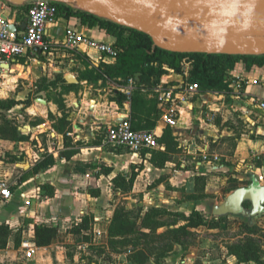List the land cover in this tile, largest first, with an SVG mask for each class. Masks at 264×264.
Segmentation results:
<instances>
[{"label": "crops", "instance_id": "obj_1", "mask_svg": "<svg viewBox=\"0 0 264 264\" xmlns=\"http://www.w3.org/2000/svg\"><path fill=\"white\" fill-rule=\"evenodd\" d=\"M27 6V3L13 6L5 0H0V13L7 16L12 25L17 27V31H20ZM67 29H74L96 42L111 45L115 43V39L105 31L97 27L89 28L77 17H58L56 22L48 27L47 35L53 41L62 42ZM78 50L76 53L59 51L53 57H22L7 64H0V92L3 96L8 95L11 90L16 92L18 78H21L22 73L29 74L31 71L34 74L30 81V87L33 89L18 92L14 98L5 96L0 99H30L28 107L20 105L10 111H1L3 117L13 121L18 135L17 139L13 140L0 138V147H3L0 152L12 155V163L0 164V181L10 186L13 194L11 201L0 205V225L6 224L12 231L21 229L22 241L19 250L14 248L12 242H9L4 250H0V264H101L102 259L105 264H135L130 257L131 253L111 252L107 247V229L117 207L116 197L128 201L126 209L142 208L146 211L149 208H164L186 216L191 212L190 206L200 211L198 204L201 202L205 209L215 205L211 202V194L220 191L222 179L205 175L202 168L204 164L200 162L196 163L199 166L196 173L190 171L187 169L189 161L182 158L181 151L184 150L186 154L193 156L196 148L195 143L186 148V145L181 143V140L186 138L180 137L183 134L178 132L186 128L188 111L184 108L189 100L181 110L177 126L171 128L180 142V153L170 154L163 169L155 168L150 163V153L134 156L127 149L112 147L105 141V130L108 126L130 117V103L126 93L130 92V98L135 90V83L131 86L129 79L127 83L120 78L112 79L111 85H114L115 92L109 96V91L104 88L108 79L96 82L80 80L84 71L97 72L101 64H113V60L107 62L96 50L88 49L85 45H81ZM13 72L20 74L9 76ZM59 74L63 78L72 74L78 81L74 84L77 88L65 93L62 85H50ZM2 76L6 79H2ZM228 76L231 79L228 80L230 92L205 93L234 95V103L241 109L245 119V130L234 134L238 127L229 129L225 124H221L219 127L211 125V133H220L215 138L220 139L222 144H236L235 150L223 155L227 162H242L241 172L256 176L260 172L261 164L264 165V109L259 107V102H264V66L244 71L241 64H237ZM184 82L182 75L169 71L151 88L153 92L151 91L148 97L155 98L154 89L159 85L174 87ZM199 92L198 90L191 98ZM56 93L59 95H54ZM116 93L126 97L122 107L112 100ZM37 99L44 100L46 104L38 103ZM59 100H62L64 112L72 124L71 132L68 133L69 147L64 146L63 137L54 132L52 122L48 119L49 114L56 118L61 117L56 104ZM250 110L261 111L263 117L255 118ZM9 112H16V117L7 116ZM160 117L152 129L158 137L167 127ZM2 124L0 120V126ZM182 146H185L183 150ZM62 151H74L75 154L66 160L58 156ZM46 155L55 157V165L37 174L33 173L35 164L42 161ZM178 165L181 170L174 169ZM132 166L136 168L137 173L132 188L128 192L114 191L111 180L119 174L128 177ZM106 167L111 169L108 175L102 170ZM226 168L231 170L233 166L229 164ZM199 175L206 178V198L189 199L194 194V178ZM213 180H217L215 184L212 183ZM47 186L49 188H46ZM90 191H98L99 196L92 197ZM48 192H53V195L48 196ZM22 193L29 199V206H26L20 197ZM86 216L92 220L91 230L78 235L72 234L70 230L80 224ZM161 220L167 218L162 217ZM41 224L58 228L57 237L47 248H37L34 243L33 228ZM224 225L215 230L203 227L190 230L196 234V242L189 245L185 251L173 244L158 248L167 255L160 264H199L201 261L204 264H218L220 258L226 256L223 253L225 247L219 240L214 239V236L223 230ZM93 251L96 255H93ZM149 264H155L153 259Z\"/></svg>", "mask_w": 264, "mask_h": 264}, {"label": "trees", "instance_id": "obj_2", "mask_svg": "<svg viewBox=\"0 0 264 264\" xmlns=\"http://www.w3.org/2000/svg\"><path fill=\"white\" fill-rule=\"evenodd\" d=\"M57 7V17L70 18L77 17L81 23L89 28L97 27L115 39L114 47L118 51L113 64H101L97 72L86 70L80 75V80L96 82L106 79H122L124 82L133 79L135 90L129 98L130 103V124L134 131L152 130L155 128L160 117L157 109L156 99L148 97L151 88L166 74L167 70L182 74V62L185 60L190 64L187 71L186 82L195 84L199 90L230 92L228 73L237 64H241L244 71H250L254 67L264 66V55H225V54H202V53H173L157 48L151 38L139 31L113 23L109 20L99 18L89 11L75 9L67 4L55 3ZM139 74L136 79L135 75ZM60 84L65 93L77 88V85L66 84L62 75H56L55 80L50 83L52 86ZM119 107L123 106L126 97L116 93L112 99ZM58 111L61 117L56 118L52 114L48 115L52 122V129L57 135L63 137L64 146L69 147L68 133L71 132L72 124L64 112L62 100L57 101ZM30 106V99L0 101V138L9 140L17 139V127L13 121L2 116L1 111H10L16 106ZM159 148L152 150L150 163L153 167L163 169L169 160L170 154L180 153V147L174 131L166 127L161 136L157 139ZM117 152V151H116ZM146 152L142 151L144 155ZM74 151H62L60 158L69 160L74 156ZM55 157L46 155L33 167V173L37 174L55 165ZM135 167H131L128 177L117 175L111 180L113 190L128 192L133 185L137 173ZM104 174L108 175L111 169L103 168ZM205 176L199 175L194 178V194L189 197L193 200L206 198L204 194ZM46 188H49L48 186ZM52 196L53 192H48ZM92 197H98V191H90ZM166 217L167 220H161ZM160 218V220H159ZM226 222L225 217L205 218L199 211L193 209L188 216L180 212L169 211L164 208H149L143 211L142 208L126 209L124 206H117L113 211L107 229V247L111 252L131 253V259L135 264H149L153 259L155 264H160L166 258V254L159 251L169 244L180 246L183 251L187 250L189 244H184L181 239L185 236H192L190 230L200 227L208 230L218 229ZM92 220L84 217L80 224L70 230L72 234H81L83 231L91 230ZM166 229L160 232L158 230ZM247 237L239 243L227 247L228 257H233L236 264H264V247L254 237L257 227L244 225ZM34 243L37 248L49 247L58 235V228L46 225H35ZM171 239L167 242L169 235ZM171 240V241H170ZM22 241V230L12 231L8 225H0V250H4L9 242L14 248L19 250ZM157 243V245H156Z\"/></svg>", "mask_w": 264, "mask_h": 264}, {"label": "water", "instance_id": "obj_3", "mask_svg": "<svg viewBox=\"0 0 264 264\" xmlns=\"http://www.w3.org/2000/svg\"><path fill=\"white\" fill-rule=\"evenodd\" d=\"M19 6L31 0H5ZM89 11L148 35L154 45L173 53L225 55H264V0H50ZM27 16L20 26L21 35ZM11 30L17 27L12 25ZM258 35L225 38V32ZM8 66V65H7ZM139 74H136V79ZM68 84H77L72 74L64 76ZM38 103L46 104L37 99ZM252 207L251 216L264 213V186L252 181L248 187L234 190L216 213L241 215L244 204Z\"/></svg>", "mask_w": 264, "mask_h": 264}, {"label": "rangeland", "instance_id": "obj_4", "mask_svg": "<svg viewBox=\"0 0 264 264\" xmlns=\"http://www.w3.org/2000/svg\"><path fill=\"white\" fill-rule=\"evenodd\" d=\"M225 38H246V37H256L258 35L253 34H246V33H240L237 31H229L225 32L221 35ZM108 62V60H107ZM182 75L186 82L187 77V71L190 68V64L186 62L185 60L182 62ZM5 70V69H4ZM171 70H167L169 72ZM166 72V73H167ZM174 72V71H172ZM175 73V72H174ZM186 73V76H185ZM20 72H13L10 73L9 76H18ZM34 74L30 71V73H22L21 78L19 77L17 82V87L15 89L16 92L8 93V95H5L6 98L9 97H16L18 92H23L27 89H33L30 87V81L31 77ZM230 77L228 76L227 79ZM2 79H6V77L2 76ZM123 81V80H122ZM126 82V81H125ZM118 83V82H117ZM122 83V82H121ZM127 83V82H126ZM113 84L112 79L106 80V83L104 84V88L109 91V96L113 95L115 92V87ZM188 84V83H187ZM199 90V89H198ZM152 91V90H151ZM200 91V90H199ZM153 92V91H152ZM212 94V95H211ZM207 94L204 91H200L197 95H195L193 98L189 99L188 103L185 105V110L188 111V116L186 117V128H182V130H178V132H182V138H186V140H181V143L183 145H186V148H188V145L195 143V155L189 156L186 154V151H184L182 146V158H187L188 162V168L190 171L197 172L199 169V166L196 165L197 162L204 164V174L205 175H213L220 179H222V184L219 186L220 191L217 192V194H211V202L215 204L213 207H209L205 209L204 205L198 204L200 207V213L207 217V219H210L212 217H225L226 222L224 223L223 230L217 234V236H214V239L219 240L224 247L225 251L223 253L226 255L225 258H220V262L218 264H236V260L233 257H228L227 253V247L230 245H234L236 243H239L244 238L247 237V232L244 229V225L248 226H255L257 227V233L255 234L256 240H258L264 247V213L257 216H251L252 207L249 202H246L244 204V213L239 215H231L226 214L224 216H217L216 213L219 209H221V206L226 201L227 197L236 189L242 188V187H248L252 180L255 179L259 182L261 186H264V165L261 164L260 172L255 176L247 173L241 172V165L242 162H236L234 164L229 163L226 161V157L223 155L229 154L232 150H235L236 144L232 142H228L226 144H222L220 142V139L215 138L218 137V135H215L214 131L213 133L211 130V125L219 127L221 124H225L226 127L231 129L232 127H238V130L234 131V134H237V132H243L245 129L243 114L240 108L235 105L234 103V95L231 94ZM58 96L59 94H54ZM53 95V96H54ZM3 96L2 92H0V99L5 97ZM56 96L53 98L56 99ZM35 97V96H33ZM53 99V100H54ZM252 111V116L255 118L261 117L263 114L261 111L256 110H250ZM16 112H9L6 115L13 117ZM16 117V116H14ZM263 117V116H262ZM219 125V126H218ZM176 130V131H177ZM236 136V135H235ZM215 141V143H214ZM180 143V142H179ZM218 143H221L218 145ZM214 145V146H212ZM207 146V149L205 147ZM0 150H3V147H0ZM206 152V153H205ZM205 153V154H204ZM203 155H206V159L202 158ZM214 156L217 157V160H214ZM12 155H10L8 152H0V164H10ZM233 166L231 170H228L226 167ZM175 170H181L179 165L174 167ZM225 178V179H224ZM217 180H213L212 183H216ZM202 200V199H201ZM128 201H123L120 198L116 197V204L117 206H126ZM189 211H192L195 209L194 206H190ZM167 231L166 229L160 230V232ZM168 232H166L167 234ZM172 233H168L169 238L167 239V242H169V239H171ZM196 240V234L193 233L192 236H184L181 241L184 244L193 245ZM171 241V240H170ZM157 245V243H156ZM93 255H96V252L93 251ZM220 255V253H219ZM101 264H105L104 260H101ZM199 264H204L202 261Z\"/></svg>", "mask_w": 264, "mask_h": 264}, {"label": "built area", "instance_id": "obj_5", "mask_svg": "<svg viewBox=\"0 0 264 264\" xmlns=\"http://www.w3.org/2000/svg\"><path fill=\"white\" fill-rule=\"evenodd\" d=\"M27 25L21 35L11 30L12 22L3 13H0V64L10 63L22 57L35 58L38 55L53 57L59 51L76 53L81 45L96 50L103 58L114 60L118 51L111 44L96 42L77 33L74 29H67L62 42L53 41L47 35V29L53 25L57 17L55 2L50 0H31L27 2ZM128 83L134 85L133 79ZM195 84H181L174 87L157 86L154 89L158 109L161 111V121L167 127L175 128L181 117L184 104L198 91ZM128 96L130 92L126 93ZM264 109V102H259ZM158 135L152 130L134 131L131 128L129 117L108 126L105 130V141L115 148H124L134 156L142 151L149 153L159 148ZM206 159V156L203 157ZM217 160V157H214ZM13 197L10 186L0 181V205L11 201ZM24 204L29 206L30 201L25 194H20Z\"/></svg>", "mask_w": 264, "mask_h": 264}]
</instances>
